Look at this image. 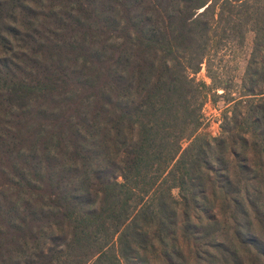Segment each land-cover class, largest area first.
I'll list each match as a JSON object with an SVG mask.
<instances>
[{"label": "trees", "instance_id": "1", "mask_svg": "<svg viewBox=\"0 0 264 264\" xmlns=\"http://www.w3.org/2000/svg\"><path fill=\"white\" fill-rule=\"evenodd\" d=\"M0 264H264V0H0Z\"/></svg>", "mask_w": 264, "mask_h": 264}, {"label": "rangeland", "instance_id": "2", "mask_svg": "<svg viewBox=\"0 0 264 264\" xmlns=\"http://www.w3.org/2000/svg\"><path fill=\"white\" fill-rule=\"evenodd\" d=\"M253 36V32L248 30L245 33V38L242 43L236 44L234 42H229L225 49L220 52V57L222 59L221 67L223 68V70H221V77L223 79H234L235 82L239 83L247 60L250 57ZM195 77L204 80L206 83H210V79L206 75L204 64H202L201 69L195 74ZM223 106V98H218L216 103H212L210 100L205 101L202 108L203 126L200 131L208 132L212 135H218L220 133V113ZM185 144L186 142L184 141L183 145ZM172 192L176 197L178 196L176 189Z\"/></svg>", "mask_w": 264, "mask_h": 264}]
</instances>
